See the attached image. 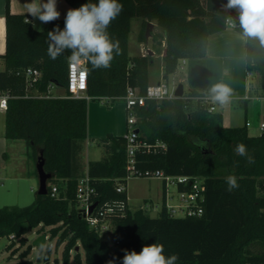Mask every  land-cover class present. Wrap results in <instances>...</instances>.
I'll return each mask as SVG.
<instances>
[{
  "label": "trees",
  "instance_id": "16d2710c",
  "mask_svg": "<svg viewBox=\"0 0 264 264\" xmlns=\"http://www.w3.org/2000/svg\"><path fill=\"white\" fill-rule=\"evenodd\" d=\"M4 1L5 51L0 55V91L9 96L4 138L25 141L35 163L42 154L44 171L50 175L47 194H35L33 204L0 208V239L7 237L11 241L7 250L13 248L14 242L25 246L24 236L36 230L39 235L56 239L57 245L65 243L61 260L52 264H107L113 257L115 264H122L124 249L139 253L143 246L153 243L164 246L166 257L178 254L177 264H264V135L251 137L245 128H226L220 113H208L199 107L189 110L188 99L203 93L189 91L183 98L147 100L135 109L138 139L152 147L149 152L135 153L136 174L144 178L160 171L167 176L203 179L200 217H169L164 188L156 217L141 209H128L125 191L116 192L119 185L125 187L128 174L124 136L101 138V160L88 162L85 172L81 165L87 138V100L105 99L112 104L123 101L128 88L144 95L149 86L151 57L128 54L132 19L142 21L139 43L146 41L149 22L154 21L165 33L162 78L167 82L180 60L206 57L208 38L224 31L227 19L239 20V10L227 8V0H119L123 11L107 31L110 38L119 41L121 54L114 55L107 69L85 63L87 90L75 98L66 87L71 53L66 50L55 60L47 54V33L56 25L63 29L64 17L50 22L43 32L36 31L31 23H25L27 15L12 14L10 0ZM64 2L75 9L98 0ZM234 30L243 35L240 24ZM245 47L246 70L258 76V85L264 89V45L258 38L245 37ZM27 68L40 74L30 88L27 79L17 75ZM54 87L64 89V95L53 96ZM157 143H163L165 149L155 147ZM240 143L246 145L254 163L248 164L247 157L235 154ZM228 175L238 178L239 188L232 192L227 191ZM84 176L94 189L96 208L114 206L113 214L108 216L109 243L90 229L77 208L76 190ZM52 187L58 189L55 197L50 195ZM253 246L262 250L254 253L250 249ZM29 252L27 247L19 255L18 264H33L26 260ZM49 253L48 248L44 264H50Z\"/></svg>",
  "mask_w": 264,
  "mask_h": 264
},
{
  "label": "crops",
  "instance_id": "0c3cea01",
  "mask_svg": "<svg viewBox=\"0 0 264 264\" xmlns=\"http://www.w3.org/2000/svg\"><path fill=\"white\" fill-rule=\"evenodd\" d=\"M29 2L31 0H10L9 11L12 14L27 15L29 21L44 30L50 22L41 24L39 20H34L29 16L26 9V4ZM70 8L64 0H57V10L61 14L59 19L65 17ZM4 14L5 1L0 0V55L5 51ZM150 23L153 25L154 32L150 38L146 39L145 43L138 42L141 19L134 18L131 20L129 32L130 35L133 25L134 41L138 48L137 56L148 55L151 57L152 63L155 59L161 61L159 79L151 80L149 66V86L163 81L162 57L165 52V33L158 29L154 21ZM156 36L157 38H155ZM129 44L128 36V54L133 57L129 53ZM245 48V37L236 32L234 28H226L208 38L206 57L184 60L182 69L176 70L171 76L180 74L177 77V82L182 84L184 94L189 91L211 93V88L214 85H226L231 92L227 103L224 104V107H220L223 126L226 128H245L249 136L259 137L264 135V130H261V125H264V95H262V89L258 85V76L256 74L251 78L246 76ZM1 70H3V61L0 59ZM96 100L99 99L87 100V137L101 139L106 135L124 136L126 124L124 127L121 120V117H125L126 114L124 104H115L112 109L107 110L98 106ZM19 142H24V145H19ZM25 145L23 140L11 141L4 138V112L0 111V185L6 187L7 192L4 193L6 198H14L19 207L18 204L27 201L26 189L29 187L31 194V187L35 186L31 169L24 161L27 156ZM18 154L20 155L19 158ZM10 193L12 194L9 195ZM171 199L165 198V201L170 203V201L172 202Z\"/></svg>",
  "mask_w": 264,
  "mask_h": 264
},
{
  "label": "clouds",
  "instance_id": "9594fccd",
  "mask_svg": "<svg viewBox=\"0 0 264 264\" xmlns=\"http://www.w3.org/2000/svg\"><path fill=\"white\" fill-rule=\"evenodd\" d=\"M227 8L239 10L240 26L245 37L258 38L264 45V0H227ZM27 14L41 24L53 22L60 17L57 10V0H31L26 4ZM123 11V5L119 0H98V3L87 2L79 8L68 9L64 17V28L56 25L47 33L50 59L55 60L66 50L71 54L68 60L74 65L90 63L93 68H110L114 55L121 54L118 40L110 38L107 29ZM32 27L43 32L35 23ZM231 90L224 84H216L211 88L213 101L221 104L227 103ZM236 155L247 157V163H254V159L248 156L246 145L237 144L234 149ZM227 191L232 192L239 188L238 178L235 175L225 177ZM45 249L41 245L39 255L43 258ZM122 264H177L178 254L164 255V246L153 243L142 247L137 253L135 250L124 249ZM116 257L107 264H115Z\"/></svg>",
  "mask_w": 264,
  "mask_h": 264
},
{
  "label": "built area",
  "instance_id": "2783aa9c",
  "mask_svg": "<svg viewBox=\"0 0 264 264\" xmlns=\"http://www.w3.org/2000/svg\"><path fill=\"white\" fill-rule=\"evenodd\" d=\"M237 20L227 19L225 22L226 28H234ZM184 60H180L177 64V70H181ZM17 75H23L27 79V87L30 88L39 78L38 71L27 68L17 72ZM253 72L247 71L246 76L251 78ZM67 91L75 98L82 97L87 90L88 75L85 68V63L79 66L72 64L70 61L67 65ZM176 89V88H175ZM169 91L167 82H159L155 85H150L146 88L144 95H139L137 90L128 88L126 95L123 98L125 107V124L126 133V153L128 157L127 171L128 174L125 178L141 177L136 174L134 166V155L138 151H150L152 147L148 144L142 143L138 139L137 117L135 109L143 106L147 100H173L176 99L174 91ZM9 96L0 91V111L5 112L7 109V100ZM183 98V97H182ZM189 101H193L196 107H199L208 113H220V107H224L218 101H213L212 93H203L198 96L190 97ZM261 130H264V125H261ZM155 147L165 149L163 143H157ZM144 178H155L161 180L165 191V198L168 199L170 188L173 187L178 195V203L170 204L165 201V209L171 218H185V217H200L203 214L202 203L204 201L205 186L203 179L192 178L189 176H167L160 171L152 174H146ZM125 191L123 185H119L116 189L117 193ZM58 193L57 187H52L51 197H55ZM94 189L90 187L89 180L86 176L81 178L78 182L76 190V201L80 208V213L83 215L90 229H94L100 235L108 237L110 230V222L108 216L113 214L114 206L106 204L100 208H95L89 213L88 209L94 203L92 197ZM147 206V205H146ZM123 208V204L120 205ZM142 210V209H141ZM144 211V210H143ZM145 212V211H144Z\"/></svg>",
  "mask_w": 264,
  "mask_h": 264
},
{
  "label": "rangeland",
  "instance_id": "374dc122",
  "mask_svg": "<svg viewBox=\"0 0 264 264\" xmlns=\"http://www.w3.org/2000/svg\"><path fill=\"white\" fill-rule=\"evenodd\" d=\"M38 27V26H37ZM39 28V27H38ZM159 29V28H158ZM36 30V29H35ZM154 28L150 30L149 32V38L153 34ZM157 38V36L155 37ZM129 53L132 56H137V45H135L134 41V31H133V25H132V32L129 35ZM160 63L161 61L158 59H155L150 65V76L151 80H156L160 78L161 70H160ZM180 74L177 73L176 76H171L168 79V89L169 91H172L175 89L179 84L177 82V77ZM253 81V80H252ZM251 81V82H252ZM182 85V84H181ZM53 96H63L64 95V89L60 87H54L51 90ZM262 95H264V89H262ZM96 104L100 107H104V109L110 110L112 107L116 105H121V103L124 104L123 101H117V103L109 104L105 99H99L95 101ZM108 103V104H107ZM188 109L194 110L196 108V105L194 102L189 101L188 102ZM122 125L125 127V117H121ZM126 129V127H125ZM19 145L23 146L24 142H19ZM83 152L81 154V165L83 167L84 172L86 171V165L90 161H99L101 160L103 156L102 147L100 145V138L93 139V138H86V141L83 143ZM25 151L27 156L25 157L24 161L25 164L29 166L31 169V176L32 179L35 181V186L33 185L32 193H29V187L26 189L27 194V201L25 203L18 204L20 207L29 206L34 203L35 200V194L37 192L38 188V180L36 178L37 175H35V162L32 157L31 150L27 148L25 145ZM18 154V158H19ZM82 171V170H81ZM28 186V185H27ZM25 191V190H24ZM6 187H1L0 185V208L5 206H17L15 199L8 197L4 195L6 193ZM125 193H126V204L130 211H136L139 209L144 210L148 216L150 217H156L161 209L162 201H163V184L161 180L155 179V178H138L133 177L129 178L126 181L125 185ZM10 193L9 195H11ZM8 196V195H7ZM171 199L170 204H177L178 201V195L173 187L170 188V194L168 196V199ZM169 203V202H168ZM147 205V206H146ZM19 207V206H18ZM77 208H79V205H77ZM80 209V208H79ZM40 236L36 230H32L28 232L24 237L27 240V243L25 246H20L18 242H14V246L12 249L7 250V246L11 243L10 239L7 237H3L0 239V264H18L21 259L19 258V255L27 249V247H30V252L28 256L26 257V260L31 261L33 264H44L43 258H40L39 252L40 249L33 245V242L37 239V237ZM102 238L109 243V239L106 237V235H102ZM44 253L43 257L49 248V262L52 264L55 260L60 261L62 258V253L64 250L65 243H62L60 245H57L56 239H50L49 236H46V240L44 242ZM252 252H260L262 248L260 246H253L250 248ZM14 252V253H13ZM79 253L81 255V258L84 259V253L83 250L80 249ZM74 255V251L71 252L70 256Z\"/></svg>",
  "mask_w": 264,
  "mask_h": 264
},
{
  "label": "water",
  "instance_id": "95a60500",
  "mask_svg": "<svg viewBox=\"0 0 264 264\" xmlns=\"http://www.w3.org/2000/svg\"><path fill=\"white\" fill-rule=\"evenodd\" d=\"M240 24V21H236V25ZM153 25L152 23H147L145 28V37L146 39L149 38V32L152 30ZM183 87L181 84H179L175 91L174 96L175 98H182L183 97ZM35 171L37 174V180H38V188H37V195H46L47 194V182L50 179V175L44 171V161L42 154H39V156L36 159L35 163ZM96 204H93L91 207H89L88 212L90 213L94 208ZM46 240V235L42 234L37 237V239L33 242V245L40 249L41 245H44V242Z\"/></svg>",
  "mask_w": 264,
  "mask_h": 264
}]
</instances>
